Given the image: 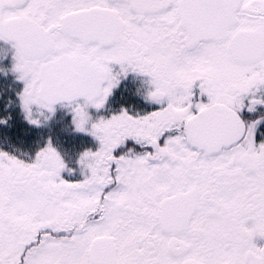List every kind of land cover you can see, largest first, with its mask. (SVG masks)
<instances>
[{
    "label": "snow or ice",
    "instance_id": "1",
    "mask_svg": "<svg viewBox=\"0 0 264 264\" xmlns=\"http://www.w3.org/2000/svg\"><path fill=\"white\" fill-rule=\"evenodd\" d=\"M0 264H264V0H0Z\"/></svg>",
    "mask_w": 264,
    "mask_h": 264
}]
</instances>
